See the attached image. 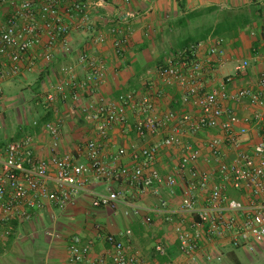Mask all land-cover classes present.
Masks as SVG:
<instances>
[{
  "label": "built area",
  "instance_id": "built-area-1",
  "mask_svg": "<svg viewBox=\"0 0 264 264\" xmlns=\"http://www.w3.org/2000/svg\"><path fill=\"white\" fill-rule=\"evenodd\" d=\"M62 1L0 0L11 9L7 19L0 23V98L6 81L33 71L40 64L53 62L57 45L71 53L70 34L90 25L92 9L104 3V0H65L72 20L68 21V14L61 10ZM110 37L114 53L123 56L132 43L131 30L113 26L109 33L102 30L92 35L90 44L104 47ZM224 43V38L217 37L209 42L204 55L201 53L204 44L193 43L171 55L157 70L160 79L184 91L182 103L195 107L197 112L180 114L169 109L159 115L156 100L148 91L105 94L102 89L107 64L88 49L80 51L76 63L63 66L45 98L46 109L53 113V118L33 122L34 127L51 136V157L36 155L30 134L0 148V236L5 245L13 221H29L34 213L49 207L66 210L80 193L89 190L95 179L110 186L106 192L93 193V207L114 209L124 203L125 216L144 212L143 222L147 226L154 222L150 210L128 201V197L136 198L134 192L159 195L161 186L172 197L180 191L178 206L161 197L160 210L173 224L172 233L183 261H160L161 257L170 256V241L165 238L155 243V260H147L132 249L134 230L128 227L125 238L112 233L100 237L101 249L97 248L98 239L74 233L68 240L66 258L59 264H185L198 261L208 243L224 240L234 248L254 251L256 244L264 241V75L258 79L256 89L248 86L230 91L228 86L235 77L228 75L218 87L208 90L205 79L222 62ZM248 66L249 61L243 60L236 70L242 72ZM81 94L88 96V100L77 109L78 115L94 127L96 137L89 138L75 151L59 153L66 117L60 114L58 104L69 100L80 102ZM228 101H248L252 115H240L226 104ZM131 112L135 114L134 129L139 136L165 128L169 131L159 142L141 148L134 145L130 155L135 164L108 165L102 157L101 139L107 138L115 127L128 126ZM251 121L261 132L258 142L248 151L242 148V143ZM183 128L195 134L204 130H217L221 134L199 143H184ZM225 145L233 151L232 158L227 157ZM173 147H181L183 151L175 171L164 175L156 166L158 153L162 148ZM128 153L121 148L115 160ZM202 161L206 166L201 167ZM117 181L124 182L126 188L112 187Z\"/></svg>",
  "mask_w": 264,
  "mask_h": 264
},
{
  "label": "crops",
  "instance_id": "crops-1",
  "mask_svg": "<svg viewBox=\"0 0 264 264\" xmlns=\"http://www.w3.org/2000/svg\"><path fill=\"white\" fill-rule=\"evenodd\" d=\"M66 6L67 2L63 0L61 10L65 15L68 14L67 20L72 21ZM10 11L8 3H0V23L7 19ZM113 26H120L132 32L131 46L123 56L114 53L112 37L101 48L92 47L90 44L92 35L102 30L109 33ZM217 37L225 39L224 54L217 70L205 79L207 89L218 87L228 75L235 77L234 82L228 86L230 91L248 86L256 89L258 79L264 75V0H104L101 7L92 9L90 25L70 34L73 51L68 53L57 45L55 60L40 64L34 70H37L40 76L42 73L46 74V79L52 84L58 79L63 66L76 63L80 51L88 49L91 54L103 58L107 64L102 89L105 94L116 96L129 90L140 93L148 91L156 100L159 115L169 109L180 114L186 111L197 112L195 107L182 103L184 91L179 86L168 85L160 79L157 70L171 55L187 47L191 41L202 42L204 46L201 53L206 54L209 42H213ZM243 60H248L249 66L246 70L237 72L236 67ZM27 72L29 71H25L24 74ZM87 100L88 96L81 94L80 102L69 100L58 104L60 114L66 117L59 153L75 151L80 144L96 137L94 127L82 115H78L77 109ZM226 104L232 106L242 116L252 115L253 108L248 101L241 103L228 101ZM41 118V121H46L53 118V114L50 111ZM135 120V114L131 112L128 126L115 127L107 138H100L103 144L102 157L106 164L112 166L135 164L130 155L134 145L137 148L149 146L161 141L169 131V128H165L158 133H148L141 137L134 129ZM248 127L249 132L244 137L242 148L251 151L259 140L261 130L253 121L248 123ZM20 133L22 136L27 134L33 136L36 155L43 158L51 157L52 139L48 132L28 126ZM214 134L221 132L204 130L195 134L189 128H183L182 139L184 143H199ZM1 144L0 148L4 146ZM121 148L127 149L129 153L117 161L115 157ZM223 149L227 157L232 158L233 151L227 145ZM182 151L181 147L162 148L158 153L156 166L164 175L173 173ZM206 152L204 151L205 155ZM81 161H85V158H81ZM203 166H206L204 161L201 162V167ZM109 186L108 183L93 179L89 190L80 193L74 204L66 210L49 207L34 213L31 220L44 218L48 214L61 219L54 222L52 232L46 231L43 235L37 234L31 238L33 247L30 254H27L28 249L27 251L24 249L27 239L23 230L15 243L20 250L22 249L21 256H18L20 253L17 255V252L15 254L7 250L10 237L5 245L0 236V264H27L28 256L31 255L35 256L38 264H59L66 258L68 240L74 233L80 232L88 238L98 239L97 248L101 249L103 241L99 240L100 237L112 233L125 238L124 232L128 227L134 230L132 249L142 253L147 260H155V243L158 239L165 238L170 241L169 252H178L175 260L183 261L172 233L173 224L167 221L166 215L160 210L161 197L168 199L171 205L176 207L180 203L181 192L172 197L166 187L161 186L159 195L153 192L142 194L134 192L136 198L129 196L128 201H135L150 210L154 222L147 226L143 222L144 212L141 215L125 216L127 206L124 203L114 209L92 206L93 193L106 192ZM111 186L118 189L126 188V184L121 181L114 182ZM56 211L59 215H56ZM26 222H20L23 228ZM41 244L46 248H42ZM255 248H264V241L257 243ZM232 249L234 247L227 240L214 241L205 246L198 261L185 264H243V253L248 256L251 252L238 248L234 250L236 253H232Z\"/></svg>",
  "mask_w": 264,
  "mask_h": 264
},
{
  "label": "rangeland",
  "instance_id": "rangeland-1",
  "mask_svg": "<svg viewBox=\"0 0 264 264\" xmlns=\"http://www.w3.org/2000/svg\"><path fill=\"white\" fill-rule=\"evenodd\" d=\"M39 80V73L37 70H33L4 83L0 98V143L4 144L22 138L20 131L24 127H33L35 120H40L41 117L50 113L45 106V93H47L51 83L46 79L42 81L39 88ZM55 213L59 215V212L56 211ZM57 219L60 220L61 217L48 214L44 218L27 221L22 229L27 239L26 244H24L26 249L31 251L33 247L31 238L35 235H43V232L45 234L46 231L52 232L53 224ZM41 245L42 248H46L44 244ZM15 251L17 255L20 253L18 256H21L22 249L20 250L17 245H15L14 253ZM242 261L243 264H264V248H255L254 251L249 252L248 256L243 253Z\"/></svg>",
  "mask_w": 264,
  "mask_h": 264
},
{
  "label": "trees",
  "instance_id": "trees-1",
  "mask_svg": "<svg viewBox=\"0 0 264 264\" xmlns=\"http://www.w3.org/2000/svg\"><path fill=\"white\" fill-rule=\"evenodd\" d=\"M191 42L193 43V41H191ZM192 43H190V44L188 43L187 47L192 45ZM46 77H47V75L42 73V75L40 76V80L38 81V87L39 88L41 87L42 81L46 80ZM46 94L47 93H45V95ZM1 145H5V143L1 144ZM115 189H118V188H115ZM234 196H237V195H234ZM11 225H12V230H11V235H10V239H9L10 243L7 246V250L10 252H14V245H15L16 241L18 240L20 233L22 232L23 224H21L18 221H13ZM24 249H25V251H27L26 247H24ZM235 249H238V248L232 249L233 250L232 253H236L234 251ZM28 252H29V254L31 253L29 250H28ZM15 253H16V251H15ZM169 255H170L169 257H161V262H167L169 259L175 260V258L178 256V252H176V251L169 252ZM34 257H35L34 255L33 256L31 255L30 257L28 256L27 264H35V263L37 264L38 261H37V259H34Z\"/></svg>",
  "mask_w": 264,
  "mask_h": 264
}]
</instances>
